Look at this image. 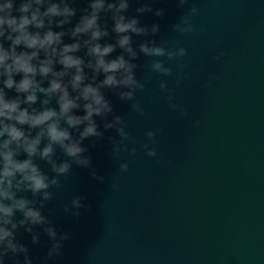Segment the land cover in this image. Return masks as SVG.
Instances as JSON below:
<instances>
[{"label":"water","instance_id":"water-1","mask_svg":"<svg viewBox=\"0 0 264 264\" xmlns=\"http://www.w3.org/2000/svg\"><path fill=\"white\" fill-rule=\"evenodd\" d=\"M144 2L129 0L124 15L137 16L141 26L157 23L159 32L130 34L135 59L119 47L106 57L123 54L137 65L136 78L145 87L136 91V102L144 114L132 110V101L120 99V89L102 88L112 112L93 117L100 137L81 141L89 166L76 164L54 146L52 159L69 160V173L58 177L59 187H50L52 199L42 208L39 195L27 194L37 201L35 206L48 224L31 225L32 232L18 226L15 239L26 246L32 264H264V0H189L184 9L177 7L176 0H148L153 12L137 13ZM193 4L199 9L191 18L196 30L172 31L181 12ZM70 6L77 9L71 23L62 28L53 24L54 31L70 32L88 8V0H71ZM156 9H164V15H154ZM99 23L109 33L99 42L115 44L111 14L101 13ZM62 40L73 42L68 34ZM144 41L184 47L187 57L180 59L185 67L177 68L175 59L140 53L138 45ZM85 53L82 47L75 55L87 62L91 58ZM214 56L220 58L213 60ZM151 59L164 60L173 74L151 71ZM84 71L86 82L103 79L98 73L93 81L91 69ZM178 72L189 73L187 79L180 77L179 86ZM69 79L65 76L64 82ZM162 80L170 93L161 92ZM43 84L47 86V81ZM168 94L189 116L168 108ZM43 99L38 94L33 107L39 109ZM48 106L58 108L55 98ZM74 112L83 114L82 109ZM116 115L132 138L124 141L126 148L122 146L119 153H113L119 139L115 129L104 128ZM82 128L68 129L74 140ZM149 130L155 132V142L145 135ZM145 143L156 149V157L146 155ZM131 148L136 149L134 157L126 150ZM34 159L50 180L56 176L46 161ZM121 162L128 163L127 170H120ZM93 170L103 181L90 174ZM75 197L80 198L79 208L72 205ZM49 226L57 239L62 233L70 237L61 241L59 254L51 258L47 254L53 241L44 231ZM33 234L38 237L35 243ZM17 259L23 264V254L10 253L3 264H15Z\"/></svg>","mask_w":264,"mask_h":264},{"label":"clouds","instance_id":"clouds-1","mask_svg":"<svg viewBox=\"0 0 264 264\" xmlns=\"http://www.w3.org/2000/svg\"><path fill=\"white\" fill-rule=\"evenodd\" d=\"M188 3L189 0H176L180 9H184ZM70 4L71 0H0V264H3L10 253L13 256L23 254V264H32L26 246L15 239V230L18 226H23L25 231L32 232L31 225L48 224L40 208L45 201L52 199L50 187H59L58 177L66 176L71 169L69 160L56 163L52 159L54 146L62 149L76 164L89 166L90 158L83 155L87 149L81 145V141L89 137H100L102 133L93 117H104L112 112V106L101 89H120V99L132 101V110L144 114V109L136 102V91L145 87L136 78L134 69L137 65L125 59L123 54L114 59L106 57L119 47L130 58H137L130 34L140 36L151 32L155 35L160 30L159 24L141 26L137 16H125L129 0H88V8L82 10L84 14L70 32L54 31L53 24L62 28L71 23V18L76 15L77 9ZM136 12H153L151 3L145 0L136 8ZM198 12L199 9L194 4L187 11H182L172 24V31H195L191 18ZM101 13L111 14L112 32L116 34L115 44L99 42L109 34L99 23ZM154 15L163 16L164 9H156ZM66 34L73 38L72 43L63 42L62 37ZM81 36L87 39L81 40ZM173 44L177 42L173 41ZM82 47L91 58L87 62L75 55ZM138 47L140 53L147 57H166L169 61L175 59L177 68L185 67L184 61L180 59L187 57L184 47L165 48L155 41L141 42ZM219 58L214 56L213 60ZM56 65H60L59 70ZM148 66L151 71L163 76L173 74V68L166 66L161 59H151ZM85 68L91 69L93 81L98 73L103 74V79L98 83L86 82L88 77ZM17 76L19 79H16ZM65 76H70L67 83L64 82ZM181 76L187 79L189 73H177L175 83L178 86ZM45 80L47 86L43 84ZM159 88L164 93L171 91L163 80ZM9 90L14 91L15 95L10 96ZM38 94L45 97L40 101L39 109L33 107L37 103ZM52 98H55L58 108L48 106ZM165 99L169 109L177 111L180 116H189L185 107L173 102L171 94L166 95ZM75 109H82L83 114L77 115ZM81 125L83 128L79 131V138L74 140L68 129H77ZM104 128H114L119 137L114 141L113 153H119L122 146L126 148L124 141L132 139L125 130L124 120L118 115L113 116L111 121H106ZM32 130H36L35 135ZM145 135L155 142V132L149 130ZM44 140L47 142L42 144ZM142 147L146 155L157 156L156 149L149 147L147 143ZM126 150L129 156H135V148ZM21 155L25 158L19 159ZM34 158L46 161L56 176L50 180ZM119 168L127 170L128 163L121 162ZM90 174L98 180L104 179L96 176L95 170ZM28 193L32 197H41L40 208L35 206L37 201L29 198ZM72 205L74 208L81 207L80 198H73ZM73 215L78 217L79 212H73ZM44 231L53 241L47 254L51 258L59 254L63 246L61 241L70 237L67 233H62L57 239L56 231L50 226L45 227ZM37 240V235L33 234V242ZM15 264H20V261L17 259Z\"/></svg>","mask_w":264,"mask_h":264}]
</instances>
